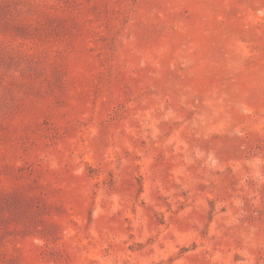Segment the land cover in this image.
<instances>
[{
    "label": "rangeland",
    "instance_id": "374dc122",
    "mask_svg": "<svg viewBox=\"0 0 264 264\" xmlns=\"http://www.w3.org/2000/svg\"><path fill=\"white\" fill-rule=\"evenodd\" d=\"M0 264H264V0H0Z\"/></svg>",
    "mask_w": 264,
    "mask_h": 264
}]
</instances>
